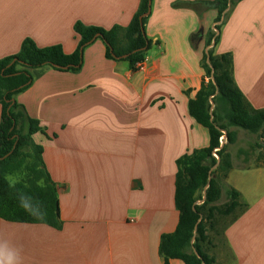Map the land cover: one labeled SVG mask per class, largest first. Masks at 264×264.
Here are the masks:
<instances>
[{"label":"crops","instance_id":"1","mask_svg":"<svg viewBox=\"0 0 264 264\" xmlns=\"http://www.w3.org/2000/svg\"><path fill=\"white\" fill-rule=\"evenodd\" d=\"M211 1L150 0L144 32L152 45L141 71L106 59L96 39L84 48L77 72L44 67L15 96L42 129L32 140L56 185L61 221L57 230L0 220V239L22 248L24 264H164L160 238L175 231L179 215L176 161L209 145L188 103L204 79L206 33L217 17ZM139 2L0 0V60L17 54L25 39L72 54L79 43L75 23L125 27ZM214 50L232 55L236 86L252 108L264 110V0L238 2ZM262 149L240 150L239 165L231 156L223 182L245 208L223 226L221 246L214 242L208 250L214 264H264Z\"/></svg>","mask_w":264,"mask_h":264},{"label":"trees","instance_id":"2","mask_svg":"<svg viewBox=\"0 0 264 264\" xmlns=\"http://www.w3.org/2000/svg\"><path fill=\"white\" fill-rule=\"evenodd\" d=\"M149 1L140 0L137 11L125 27L115 25L103 29L75 23L73 30L79 43L72 54H65L59 45L38 48L30 39H25L17 54L0 60V220L61 228L57 188L43 164L42 147L32 140L33 135L42 129L39 122L16 103L15 96L39 78L44 67L77 72L84 48L96 39L104 44L106 59L124 61L130 70L135 71L152 45L144 32L147 17L139 21V17L148 11ZM239 1L212 0L208 4L217 11V17L213 28L206 33L205 47L208 50L201 58L204 79L194 100L189 101L188 111L192 119L208 130L209 145L176 161L174 203L179 215L175 231L160 238L158 252L164 264L173 259L184 264H214V257L208 253L213 247L208 230L214 229L217 218L232 219L245 208L239 192L226 186L222 180L232 167L227 147L236 143V130L256 135L259 141L263 139L264 110L252 108L236 86L232 55H218L214 50L222 25ZM194 39L192 36L191 40ZM222 136H225L226 143L221 146ZM256 146H260L259 143ZM214 153L218 160L214 159ZM21 170L26 171L27 178L17 182L16 188H10L7 176ZM207 183L202 199L198 194L203 192ZM15 191L27 192L38 201L46 213L45 218L35 219L21 209L14 198ZM223 193L226 202L219 204ZM197 200L202 203L196 205Z\"/></svg>","mask_w":264,"mask_h":264},{"label":"rangeland","instance_id":"3","mask_svg":"<svg viewBox=\"0 0 264 264\" xmlns=\"http://www.w3.org/2000/svg\"><path fill=\"white\" fill-rule=\"evenodd\" d=\"M213 107V106H212ZM237 131V140L236 143L232 144V145H228L227 147V152L232 156V160L234 163L236 164H242V162L244 161L245 157L243 154H240L239 151H245V153L247 155L250 154H255L257 152V150L259 149V146H256L257 143H259V145L261 147H264V142H258V136L253 135V134H248L242 130H236ZM221 145H224L226 143V139L223 136L222 140L220 141ZM264 150V149H262ZM214 159L218 160V156L214 153L213 154ZM27 178V173L25 170H21L13 175L7 176V180L10 181H24ZM222 180H224V178H222ZM203 198V192L198 194ZM226 201L221 200L219 202V204H224ZM202 203V200H197L196 201V205H200ZM229 218L227 219H222V218H217L216 221V225L214 227V229H210L208 230V235L210 240L212 241V244L218 243V245L221 246V230L223 228V226L225 225V223L227 222ZM214 245V244H213ZM218 257V261L220 260V258H222L221 256H219V254L217 255ZM224 262L228 263L230 261L229 256L226 254H224Z\"/></svg>","mask_w":264,"mask_h":264},{"label":"clouds","instance_id":"4","mask_svg":"<svg viewBox=\"0 0 264 264\" xmlns=\"http://www.w3.org/2000/svg\"><path fill=\"white\" fill-rule=\"evenodd\" d=\"M16 181H10L9 187L16 188ZM19 207L33 218L43 220L46 213L42 205L36 201L29 193L15 191L13 193ZM0 264H24L22 248L10 243L7 239H0Z\"/></svg>","mask_w":264,"mask_h":264},{"label":"water","instance_id":"5","mask_svg":"<svg viewBox=\"0 0 264 264\" xmlns=\"http://www.w3.org/2000/svg\"><path fill=\"white\" fill-rule=\"evenodd\" d=\"M149 13H150V1H149V3H148V11H147L145 14H143V15H141V16L139 17V21L141 22V20H142L143 18L147 17ZM211 46H213V43L211 44ZM211 46H210V47H211ZM207 50H208V48L206 49V51H207ZM125 57H126V56H123V58H125ZM210 104H211V107H212V106H213V103L210 102ZM221 146H222V145H221ZM210 172H211V171H210ZM210 172H209V174H210ZM210 179H211V177L209 176V178H208V183H209ZM208 183H207V185L205 186V188H204V190H203V198H202V199H204V194H205V190H206L207 187H208ZM198 222H199V221H198ZM198 222H197V224H198ZM197 224H196L195 227H194V234H195V231H196ZM193 241H194V237L192 238L191 243H193ZM194 253H195V255H197V253H196L195 250H194Z\"/></svg>","mask_w":264,"mask_h":264},{"label":"built area","instance_id":"6","mask_svg":"<svg viewBox=\"0 0 264 264\" xmlns=\"http://www.w3.org/2000/svg\"><path fill=\"white\" fill-rule=\"evenodd\" d=\"M144 62V61H143ZM143 62H141V63H139V64H137L136 65V67H135V69L137 70V71H141V70H143V68H144V63ZM222 138H223V136L220 138V141L222 140ZM221 144V143H220Z\"/></svg>","mask_w":264,"mask_h":264}]
</instances>
